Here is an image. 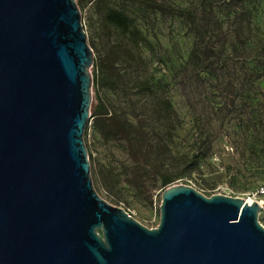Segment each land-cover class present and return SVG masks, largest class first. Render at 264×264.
I'll list each match as a JSON object with an SVG mask.
<instances>
[{
	"label": "water",
	"instance_id": "obj_1",
	"mask_svg": "<svg viewBox=\"0 0 264 264\" xmlns=\"http://www.w3.org/2000/svg\"><path fill=\"white\" fill-rule=\"evenodd\" d=\"M77 0H0V264H264L258 200L176 183L147 227L96 190Z\"/></svg>",
	"mask_w": 264,
	"mask_h": 264
},
{
	"label": "rangeland",
	"instance_id": "obj_2",
	"mask_svg": "<svg viewBox=\"0 0 264 264\" xmlns=\"http://www.w3.org/2000/svg\"><path fill=\"white\" fill-rule=\"evenodd\" d=\"M77 2L96 63L112 45L134 44L110 24L111 8L128 14L131 27L149 42L148 46L140 42L144 63L139 68L143 74L169 83V95L181 119L172 149V172L177 174L173 183L193 185L208 196L222 193L245 200L264 198L257 195L264 185V74L247 72L253 64L248 44L264 33V0ZM248 23L252 32L246 39ZM199 28L206 36L202 43L213 54L214 75L196 76L197 72L184 68L194 41L200 38ZM94 70L93 65L92 74ZM92 93L91 113L98 93L109 96L105 88L94 85ZM84 139L98 193L127 209L145 226H157L162 188H153L149 199L145 197L147 193L136 192L120 182L115 188L121 201L116 200L104 186L101 170L108 175L111 166L129 165L132 161L122 143L103 142L91 127ZM195 156L200 158L198 163L192 161ZM144 179L153 182L152 177ZM259 220L264 225V208Z\"/></svg>",
	"mask_w": 264,
	"mask_h": 264
},
{
	"label": "trees",
	"instance_id": "obj_3",
	"mask_svg": "<svg viewBox=\"0 0 264 264\" xmlns=\"http://www.w3.org/2000/svg\"><path fill=\"white\" fill-rule=\"evenodd\" d=\"M205 11L202 8V12ZM108 20L134 44L129 47L116 43L97 63L94 58L93 85L105 88L109 96L97 94V103L90 117L92 122L90 124L89 120L85 135L91 127L103 142L122 143L132 161L129 165L111 166L108 175L101 170L103 184L116 200L121 201L115 188L120 182L136 192L147 193L145 197L150 199L156 186L159 185L163 191L174 184L177 174L172 172V159L175 158L172 149L181 119L170 98L169 83L165 84L151 74H143L139 68L144 63L140 42L143 41L144 46L149 42L138 29L131 27L132 19L125 12L111 8ZM246 28L244 37L248 39L252 32L251 24L248 23ZM197 37L200 38L194 41L184 68H191L198 73L194 74L196 76L214 75L213 54L202 43L206 36L200 28ZM256 37V42L248 44L253 53V64L247 69L248 74H264V33ZM199 160L198 156L192 159L195 163ZM144 176L152 177L153 182H146Z\"/></svg>",
	"mask_w": 264,
	"mask_h": 264
},
{
	"label": "built area",
	"instance_id": "obj_4",
	"mask_svg": "<svg viewBox=\"0 0 264 264\" xmlns=\"http://www.w3.org/2000/svg\"><path fill=\"white\" fill-rule=\"evenodd\" d=\"M257 195H262V197H264V185H262V186L259 188V190H258V192H257ZM256 198L261 199L260 197H256ZM256 200H258V199H256ZM263 201H264V198H263ZM261 205L264 206V203L261 204Z\"/></svg>",
	"mask_w": 264,
	"mask_h": 264
},
{
	"label": "bare ground",
	"instance_id": "obj_5",
	"mask_svg": "<svg viewBox=\"0 0 264 264\" xmlns=\"http://www.w3.org/2000/svg\"><path fill=\"white\" fill-rule=\"evenodd\" d=\"M256 199H258V201H259L260 204H263L264 203L263 198L259 199V198H256V197H254V198L251 197V198L248 199V201L249 202H252V201H254Z\"/></svg>",
	"mask_w": 264,
	"mask_h": 264
}]
</instances>
